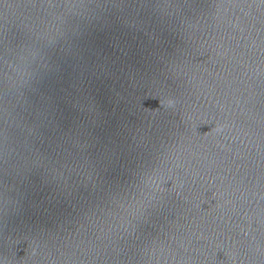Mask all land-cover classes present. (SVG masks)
Listing matches in <instances>:
<instances>
[{"label":"water","instance_id":"1","mask_svg":"<svg viewBox=\"0 0 264 264\" xmlns=\"http://www.w3.org/2000/svg\"><path fill=\"white\" fill-rule=\"evenodd\" d=\"M0 264H264V0H0Z\"/></svg>","mask_w":264,"mask_h":264}]
</instances>
